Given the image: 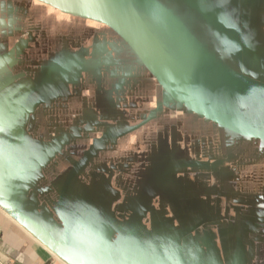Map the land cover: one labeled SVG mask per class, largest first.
I'll use <instances>...</instances> for the list:
<instances>
[{"label":"water","instance_id":"95a60500","mask_svg":"<svg viewBox=\"0 0 264 264\" xmlns=\"http://www.w3.org/2000/svg\"><path fill=\"white\" fill-rule=\"evenodd\" d=\"M20 1L0 0V209L66 264H220L229 258L227 264H251L261 256L245 251L263 241L258 234L264 233V206L254 205L249 196L242 201L229 187L179 185L182 181L175 177L208 169L202 159L182 158L193 150L191 135L264 149V84L249 76L250 58L264 57V47H256L250 30L236 28L234 13L256 0H27L31 5L24 9ZM51 39L64 50L54 60L49 51L37 48L50 46ZM116 43L141 72L120 59ZM84 59L89 66L77 65L84 82L77 79L82 85L75 89L91 94L72 104L78 108L72 111L68 104L54 102L70 87L44 81ZM44 91L53 94L46 97ZM98 116L112 120L113 129L84 132L83 118ZM35 125L43 127L40 140L29 135ZM172 136L179 141L172 143ZM155 137L161 141L146 142ZM142 138H147L143 148ZM23 140L40 151L51 150L60 165L75 159L54 202L46 196L35 211L21 204L28 200L26 189L17 186L12 192L9 185L18 181L3 171L2 158L8 156L3 152L9 146L13 150L11 142ZM142 149L180 157L141 160L127 155L132 150L154 153ZM144 166L150 171L141 173ZM86 169L91 179L101 170L112 174L107 194L113 200L97 213L99 219L71 207V184ZM118 175L122 181L115 185ZM131 175L137 179L131 181ZM163 190L175 191L177 203L161 199ZM202 197L211 198L210 203ZM182 213L191 225L165 243L168 216L175 220ZM218 231H228L232 241L223 243ZM248 235L255 237L246 240ZM226 246L233 250L226 253Z\"/></svg>","mask_w":264,"mask_h":264},{"label":"crops","instance_id":"0c3cea01","mask_svg":"<svg viewBox=\"0 0 264 264\" xmlns=\"http://www.w3.org/2000/svg\"><path fill=\"white\" fill-rule=\"evenodd\" d=\"M235 26L240 30H250V35L254 39V44L256 47L258 44L264 47V1L256 0L250 3V8H245L242 6L235 9ZM226 58L227 62L235 61L231 56H223ZM251 71L250 75L253 79L264 84V57L254 56L250 58ZM231 63V62H230ZM233 67H241V65H236ZM241 69H243L241 67ZM260 78V79H259ZM177 121H179L177 119ZM195 122V119H192ZM193 125V123H191ZM200 137L204 138L203 141L205 146L203 149L199 148L197 143L201 142ZM191 135L188 141L194 142L193 150H189L190 153L183 154L182 158L187 159H202L208 169L203 171H188L187 173H182V177L176 173L177 181L182 182L179 185H219L218 190L223 191V187H229L231 191H234L242 196L240 198L242 201L246 200L247 196L252 197L251 202L256 206H264V149H251L250 146L243 144L240 141V145L234 147L233 143L227 144L222 140L211 139V136ZM232 142L235 141L234 137H229ZM147 138L140 139L139 147L143 148L142 143L145 142ZM146 142H158L160 139H148ZM170 141V140H169ZM179 141L178 137H173L171 139L172 143H177ZM244 149V150H242ZM140 151H154L150 152L149 155L144 154H134V150L127 153L128 157H138L143 160V157H180L177 153L166 154L161 153L159 149H146ZM156 152V153H155ZM145 157V158H146ZM141 168V167H140ZM145 166L141 168V173H147L150 171L145 170ZM131 172V170L129 171ZM172 176L173 173H172ZM131 178V177H130ZM130 182V181H129ZM227 185V186H226ZM230 185V186H228ZM192 188L193 187H188ZM210 189V188H209ZM245 191V192H243ZM243 193L244 196L243 197ZM193 200V198L191 197ZM188 199V200H191ZM210 199L201 198L202 201L207 200L210 203ZM248 199V198H247ZM223 200V199H222ZM224 201V200H223ZM195 202V201H193ZM219 234L224 236L223 243L229 244L231 235L228 231H218ZM194 235V233H191ZM201 234V233H200ZM207 232H203L201 236H206ZM209 235V233H208ZM236 239L239 238L235 234ZM246 235L241 233L240 239H242V244L248 243L244 242ZM254 235H248L247 239H253ZM258 237L263 241L260 242L261 245L246 250L245 253L258 254L261 255L258 258H254L251 264H264V233L260 232ZM249 241V240H248ZM253 242V241H252ZM251 242V243H252ZM222 246V245H221ZM221 248V247H219ZM193 250L192 248H189ZM226 253L233 250L231 246H226ZM239 253H244L243 251H238ZM230 258L225 262L221 259L220 264H227ZM212 261L210 260L209 263ZM239 262V261H238ZM0 264H66L60 258H58L51 250H49L44 244H42L38 239H36L32 234L20 226L12 217L6 214L2 209H0ZM203 264H207L203 261Z\"/></svg>","mask_w":264,"mask_h":264},{"label":"rangeland","instance_id":"374dc122","mask_svg":"<svg viewBox=\"0 0 264 264\" xmlns=\"http://www.w3.org/2000/svg\"><path fill=\"white\" fill-rule=\"evenodd\" d=\"M20 8L24 9L27 7V5H31L30 3H27V0H24L23 2H19ZM37 5V4H36ZM41 6V5H40ZM37 7V6H36ZM33 8L35 13L37 12ZM39 9V8H38ZM42 12V11H41ZM19 16H26L24 13L19 12ZM24 21V19H21ZM57 39V38H56ZM52 42L50 46H40L37 47L41 50V48L45 51L50 52V58L52 60L57 59V54H64V50L62 47L58 46V40L55 42L51 39ZM45 43V42H44ZM68 48V47H67ZM116 50L117 52L122 55L120 59L125 58V63H127L131 68H135L133 71H136L137 69L140 70V67L137 65V63L129 56L127 57V54L125 53V49L119 44L117 45L116 43ZM43 52V51H42ZM39 52V53H42ZM77 65L82 67V66H89V63L86 62V59L81 62H76L71 67H68L66 70H64L63 75H57L55 73H51L49 76H46L48 78H45V85H58L61 83L64 86L70 87L66 88L67 89V94L65 97H58V99H55V103H60L63 104L65 107L71 109L74 111L75 109L77 110L78 108L76 107L78 104H81V99L82 101L84 99H88L90 90H83L81 93L76 92L77 90L75 89L76 86L82 85V83H75L77 79L81 80L83 76L79 77L80 73L78 72ZM61 79V80H57ZM43 80V79H42ZM84 82V80L82 79ZM45 92V91H44ZM46 93V97H50L53 93ZM102 96V95H100ZM99 97V96H98ZM72 104H75L76 106H73ZM22 113V112H21ZM77 114H70L69 117H76ZM96 119V120H95ZM83 129L84 132L87 130H92L93 128L99 130L102 129H113L110 125L112 124V120L108 122L106 117L99 118V116L96 118L94 117L93 120L91 118H83ZM117 124V123H116ZM116 124L113 125L116 127ZM118 128V127H116ZM29 131H32V127L28 126ZM35 130V131H34ZM24 134L23 136L25 137L26 134V128H23ZM33 131L34 134L29 132L30 137H34L36 135H39V140L43 138V127L41 126H33ZM99 135H96L94 137H98ZM99 138V137H98ZM102 138V137H100ZM97 139V138H96ZM44 141V140H43ZM42 143V142H41ZM13 146H9V151L3 152L5 154H8V156L3 157L2 159L5 161V170H3L5 173L11 175V177L14 179H17L18 185H9V188L14 191L15 188L22 187L26 189L25 194L28 197V200H22L23 202L21 203L24 205L28 210L35 211L34 208H38L37 204H43L42 198L45 199L46 196L49 197L50 195V201L51 199L55 200V193H56V188L59 185H62L64 178L68 174V171L71 169V165L75 166V163L73 162V158H70L64 165L58 164V159L53 158V155L51 153V150H39V147L36 144H33L31 142H28L26 140L20 141V142H11L10 143ZM43 144V143H42ZM21 147H26L28 149V152H21L19 149ZM6 150V149H5ZM16 150H19L20 152H15ZM17 154V155H16ZM79 159V158H78ZM77 159V160H78ZM76 160V161H77ZM81 160V159H80ZM79 160V161H80ZM133 177L131 179L134 180L136 177L134 175H131ZM137 179V178H136ZM118 180V181H116ZM121 177L120 175L117 176V179H115V185H119L121 182ZM113 179H112V174L107 173L105 170H101L98 175L94 178L91 179V174L87 173V169L82 173V175L77 176L74 178L71 186V195L69 196L70 201H71V207L73 209H79L82 210L83 215L90 213L94 218H98L97 213H101V211H104L103 208L108 204L110 201L113 200L112 197L108 196L107 191H108V186L107 185H112ZM121 184V183H120ZM137 184V182H136ZM20 185V186H19ZM25 185H28L27 187ZM96 185H102L99 188H96ZM138 185V184H137ZM41 187V190H40ZM162 193H164L165 197L168 202H173L174 204L177 203L174 198L177 197L175 191L171 190H163ZM186 205V204H185ZM44 209V206L40 205ZM49 210L53 211V207L51 209V206L48 207ZM40 209V208H39ZM51 211V212H52ZM167 217V216H166ZM164 216V219L166 218ZM168 223L166 224V229H170V238H165L166 241L165 243H172L175 239V236L178 234L179 229H186L189 228L191 225L189 215L187 213H182L180 215H176V219L172 220L170 216H168ZM101 224H97L99 227L102 225V221H100ZM112 228V226H110ZM175 229V230H173ZM174 232V233H173ZM210 235V233H209ZM172 236V237H171ZM178 237L176 236V239ZM202 239H207L208 244L210 245V240L207 237H204ZM217 240L216 239V245H217ZM184 244V243H183ZM186 246V244H184ZM188 249V248H185Z\"/></svg>","mask_w":264,"mask_h":264}]
</instances>
